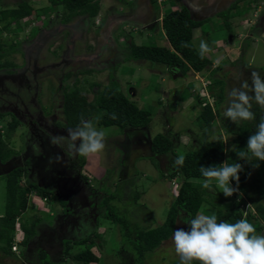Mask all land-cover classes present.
<instances>
[{
    "label": "rangeland",
    "instance_id": "1",
    "mask_svg": "<svg viewBox=\"0 0 264 264\" xmlns=\"http://www.w3.org/2000/svg\"><path fill=\"white\" fill-rule=\"evenodd\" d=\"M21 1L30 3V15L9 24L0 21V44L5 54L1 61L13 63L0 69V114H5L0 118V134L6 133L12 117L18 120L11 139L6 140V145L17 153L6 161L0 159V225L7 174L15 167H23L27 174L20 177L19 184L27 187L30 181L44 191L38 195L30 189L26 210L18 221L20 229L21 222L29 229L34 226L27 247L18 244V251H23L27 261L81 264L73 255L90 249L98 257L92 264H137L129 241L136 240L140 230L164 222L176 199L172 190L182 180L178 176L169 177L172 169L178 168L173 167V160L205 139V123L200 118L204 105L208 103L213 111H219L209 127V140H221L227 151L236 147L234 139L242 123L252 129L250 136L264 116V109L254 102L251 109L254 120L242 121L237 126L223 115L234 86L241 80L251 84L252 71L264 78V37L259 33L264 27V0H160L158 5L155 0H144L142 10L126 8V12L130 9L126 19L132 22L126 23V38L121 27L116 29L119 19L109 17L112 10L109 0H97L99 11L95 17L78 15L68 23L62 22L61 6L51 4L50 0H0V11L14 8ZM230 2L235 3V8H228ZM186 4L197 17L211 15L192 31L197 50L201 40L212 48L206 55L210 65L200 72L181 74L171 72L164 64L128 60L133 44L166 47L168 41L161 19L168 10ZM222 9L229 13L227 24L220 14L213 16V11ZM142 21H147V29L140 26ZM132 27L137 28V34ZM129 39L133 41L128 42ZM219 43L220 49L214 46ZM217 79L224 81V100L219 105L216 104L219 85L214 82ZM112 81L118 82L124 95L139 108L150 111L148 126L121 130L96 123L105 132V149L87 158H69L61 148L51 145L49 133L67 137L69 128L63 125L66 91L80 87V94L92 102L100 88L92 89L89 83L97 82L102 87ZM88 119L95 121L94 117ZM157 133L172 142L166 154L156 155L150 150L151 139ZM57 155L63 159L50 162ZM235 157L243 167L248 163L237 154ZM251 177L245 181L246 187L254 182L253 170ZM193 181L202 187V179ZM209 192L215 202L228 198L218 189ZM247 192L251 199L241 192L229 197L240 203L243 217L254 213V205L264 206V198L255 188ZM59 201H64V205ZM216 211L207 203L199 210L204 214ZM107 212L124 218L126 228L106 219ZM187 217L186 212L178 214L175 230L187 231L184 223ZM37 228L43 233L39 235ZM258 234H264V229ZM85 237H89L87 243H76ZM5 259L0 256V264L15 262ZM174 261L179 258L171 236L146 253L141 264Z\"/></svg>",
    "mask_w": 264,
    "mask_h": 264
},
{
    "label": "trees",
    "instance_id": "2",
    "mask_svg": "<svg viewBox=\"0 0 264 264\" xmlns=\"http://www.w3.org/2000/svg\"><path fill=\"white\" fill-rule=\"evenodd\" d=\"M53 5H60L62 9V22L68 23L72 18L78 15H87L90 18L95 17L99 11V2L97 0H50ZM235 8V3L230 6ZM32 7L28 1H21L16 7L0 11V21H6L9 24L13 21L22 19L30 15ZM223 16L227 24L229 17L228 11L219 12L217 15ZM205 21V20H204ZM204 21L195 20L186 6H181L179 9L168 10L161 19V26L164 30L165 37L168 41L169 47L156 45H131L129 58L130 60L143 59L157 64H164L171 72L178 71L181 74H186L189 71L200 72L211 64L206 56L201 59L198 55V50L193 42L192 31L200 27ZM187 43L189 46H183ZM3 45L0 44V69L13 63L1 61L5 56L3 53ZM219 85L216 104H220L224 100V81L217 79L214 81ZM92 89L100 88L95 92L94 100L88 102L87 99L80 94L81 88L75 87L71 91H66L64 95L63 111L65 115V128H75L80 123V118L100 117L97 122L103 127L117 126L121 130L126 128L141 129L148 126L151 122V113L149 110L139 108L132 100L128 99L118 82L100 87L99 83H89ZM213 111L209 104H205L200 118L205 123V139L202 140L194 149L187 150L184 153L185 161L182 166L172 169L169 174L170 178L181 177V182L172 190L176 194L174 203L169 207L167 216L161 225L154 228L140 230L137 238L134 241H129L136 254L137 264L142 263L143 256L154 250L163 241L169 239L175 231V224L178 214L183 211L190 217H194L200 210L203 203L216 208V216L220 221H227L235 223L241 218H246L257 229V233L263 232L264 229V206L261 204L254 205V213H247L243 217V211L240 210V203L236 200L220 198L214 201L208 189H204L194 183L195 179H202L203 177L199 171L200 167L219 166L222 162L237 163V154L233 150H226L225 145L221 140H209V127L212 121L218 115ZM116 118H111L112 114ZM5 114H0V118ZM7 131L4 135L0 134V159L7 160L8 157L17 152L6 145V140H10L11 136L18 126V120L12 117L7 122ZM252 129L246 123H242L236 131L237 149H245L246 141L249 138V133ZM172 142L165 135L161 133L155 134L150 143V150L156 155H163L171 150ZM5 160V161H6ZM154 163V162H153ZM258 164L259 167L254 165ZM25 169V171H24ZM15 167L7 174L6 178V203L4 215L1 217L2 223L0 225V238L4 243L2 250L10 251V245L13 238V230L15 219L26 210L27 194L33 188L38 195L44 193L42 188H39L35 183L27 181V187H22L19 184L21 176L27 174L26 168ZM255 174L254 182L246 187L245 181L251 179V171ZM264 161H253L247 163L240 172L239 192L248 196V190L255 188L258 195L264 198ZM232 185L236 187V182L232 181ZM238 192V194H239ZM64 205V201H59ZM106 219L115 220L121 224L122 228H126V221L124 218L117 216L115 213L107 212L104 214ZM39 219V218H38ZM21 222V227L24 233V240L22 244L26 246L30 237L34 234L33 227L31 229ZM187 230L189 225L187 224ZM126 237L128 234L126 233ZM89 237H85L77 241V244H85L89 241ZM24 248V246H23ZM75 261L81 264H92L98 261V257L92 253L90 249L81 250L73 255ZM170 264H180V261H174Z\"/></svg>",
    "mask_w": 264,
    "mask_h": 264
},
{
    "label": "clouds",
    "instance_id": "3",
    "mask_svg": "<svg viewBox=\"0 0 264 264\" xmlns=\"http://www.w3.org/2000/svg\"><path fill=\"white\" fill-rule=\"evenodd\" d=\"M183 46L189 45L184 43ZM211 51L208 43L201 40L198 48L200 58L204 59ZM229 97L224 117L237 126L242 121L254 120L255 114L251 110L253 102L264 109V78L259 72L252 71L251 84L248 80H241L238 86L231 89ZM111 118L115 119L116 115L113 113ZM99 120V116L95 121L86 120L82 116L77 127L67 129V137L49 133V143L61 148L69 158L97 155L105 149V132L96 126ZM232 150L240 160L248 163L254 160L264 161V116H261L256 131L249 136L246 148L237 149L233 146ZM62 159L57 155L50 158V162ZM184 161V155H177L173 160V167L182 166ZM254 166L259 167L258 164ZM242 169V164L228 161L219 166L200 167L202 187L211 191L218 189L225 197H232L239 192ZM232 181L236 182V187H233ZM18 221L19 217L15 219L14 236L9 249L17 254L20 253L18 244H22L24 240ZM184 223L189 225V230L178 228L172 235V245L180 264H264V234H258L256 227L248 219L241 218L231 223L218 220L215 214L198 212L194 217L185 218ZM13 245L16 250L12 249Z\"/></svg>",
    "mask_w": 264,
    "mask_h": 264
},
{
    "label": "crops",
    "instance_id": "4",
    "mask_svg": "<svg viewBox=\"0 0 264 264\" xmlns=\"http://www.w3.org/2000/svg\"><path fill=\"white\" fill-rule=\"evenodd\" d=\"M143 1L144 0H109V3H110V5H109V7L112 9L111 11H110V13H109V17H112V18H114V19H119L118 20V25H117V28L116 29H119L120 27H121V29H122V31H123V34H125V36H124V38H126V23H128L129 24V22H131V21H129V20H127L126 19V13L128 12L129 13V11H130V9L129 10H127V12H126V8L128 7V8H132V10H135V11H137L138 9H140V10H142V7H143ZM148 1H150V2H152L151 0H148ZM154 1V0H153ZM160 0H155L154 1V3L155 4H160ZM183 4H185L184 2H182ZM133 6V7H132ZM185 6V5H184ZM186 7L189 9V11H190V13H191V16L195 19V20H199V21H204V20H206V19H208L209 17H211V15L210 14H208V15H206V17H197V15L195 16V14H193V12H192V8L189 6V5H187L186 4ZM218 11H220V10H217V12ZM113 13L116 15H113ZM100 14V13H99ZM213 16H217V14L215 13V11L213 12ZM81 16H85V15H81ZM130 16H132L133 18H136L134 15H130ZM87 17H89V16H87ZM217 18V17H216ZM129 21V22H128ZM143 22V21H142ZM146 22L147 21H145V22H143V25H140L141 27H143V28H145V29H147L146 28V26H147V24H146ZM132 23V22H131ZM135 24H137V22L135 23ZM199 28V27H198ZM132 29H134V30H136L137 28H133L132 27ZM148 29H150V27L148 28ZM197 29V28H196ZM262 31H260L259 33L261 34V36L262 37H264V27L261 29ZM138 32H140V31H138ZM136 34H137V31H136ZM134 37V36H133ZM132 42L133 40H128V42ZM129 44V43H128ZM143 45V44H142ZM238 45H240V44H238ZM216 48H218V49H220V47H221V44L219 43L217 46L216 45H214ZM228 46V45H227ZM166 47H169V44L166 46ZM128 60H130V59H128ZM13 149V148H12ZM13 150H15V149H13ZM8 160V159H7ZM39 228V227H38ZM38 228H37V230H38ZM14 231V230H13ZM42 230H38L37 232H38V234L40 235V234H42L43 232H41ZM37 237V236H36ZM32 240V239H31ZM30 244H28V246H29ZM19 248V247H18ZM0 251L2 252H0V256H2L3 258H6L5 259V261L6 260H8L9 258H11L12 260H13V262H14V264H36L35 263V261L34 262H32V261H27V259H26V257H24L23 255V251H20V253H14V252H12V251H8V252H5L4 250H2V247H1V245H0Z\"/></svg>",
    "mask_w": 264,
    "mask_h": 264
},
{
    "label": "flooded vegetation",
    "instance_id": "5",
    "mask_svg": "<svg viewBox=\"0 0 264 264\" xmlns=\"http://www.w3.org/2000/svg\"><path fill=\"white\" fill-rule=\"evenodd\" d=\"M232 4H233V3H232V2H230V3H229V6H228V8H229V7H230ZM228 8H227V9H228ZM224 9H225V8H224ZM224 9H222V10H220V11H218V12H217V11H215V13L217 14V13H219V12H222V11H224ZM213 12H214V11H213ZM30 246H31V245H30Z\"/></svg>",
    "mask_w": 264,
    "mask_h": 264
},
{
    "label": "built area",
    "instance_id": "6",
    "mask_svg": "<svg viewBox=\"0 0 264 264\" xmlns=\"http://www.w3.org/2000/svg\"><path fill=\"white\" fill-rule=\"evenodd\" d=\"M12 249H13V250H16V246H15V245H13V246H12Z\"/></svg>",
    "mask_w": 264,
    "mask_h": 264
}]
</instances>
